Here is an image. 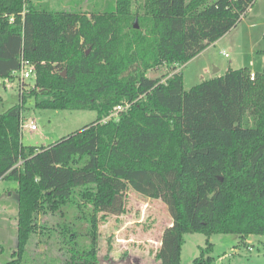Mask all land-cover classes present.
I'll return each mask as SVG.
<instances>
[{
	"label": "trees",
	"instance_id": "obj_1",
	"mask_svg": "<svg viewBox=\"0 0 264 264\" xmlns=\"http://www.w3.org/2000/svg\"><path fill=\"white\" fill-rule=\"evenodd\" d=\"M253 2L114 0L100 12L68 13L0 0V78L11 79L21 58L35 69L33 85L19 87V103L0 114V180L17 183V245L4 264H24L33 241L55 234L67 242L59 264H100L96 214L121 215L128 189L168 208L157 264H180L188 233L243 243L264 236V71L251 81L248 68L228 69L187 91L175 71ZM160 67L171 74L147 76ZM27 99L96 119L47 147H25ZM123 101L131 107L102 123ZM47 215L66 222H40ZM211 251L207 242L191 264H212Z\"/></svg>",
	"mask_w": 264,
	"mask_h": 264
},
{
	"label": "rangeland",
	"instance_id": "obj_2",
	"mask_svg": "<svg viewBox=\"0 0 264 264\" xmlns=\"http://www.w3.org/2000/svg\"><path fill=\"white\" fill-rule=\"evenodd\" d=\"M143 0H134L137 8ZM34 6L50 11L68 13H96L108 9L114 0H29ZM137 22L135 21V24ZM137 26V25H136ZM264 0H254L238 26L222 42L211 45L201 56H196L182 69L184 90L203 80L223 76L228 69L248 68L252 72L264 71L263 49ZM232 50H229L230 48ZM227 54V56L223 55ZM179 68V67H178ZM217 70V71H216ZM179 71V70H178ZM171 74L168 67L149 71L151 79H162ZM202 77V78H201ZM34 80H28V89ZM19 82L16 78H0V114L17 105ZM21 143L25 147H47L62 137L81 130L96 119L94 111L37 109L33 99H27L22 113ZM34 122L37 131L31 132L27 124ZM17 183L0 180V264L11 260L16 251ZM124 212L121 215L97 213L100 264H157L155 254L163 231L171 225L167 206L159 199H149L131 189L125 192ZM89 209L86 210V215ZM40 222L54 225L66 222L60 216H44ZM85 222V221H83ZM86 225L84 224L83 227ZM46 240V242H45ZM36 241V240H35ZM27 247L24 264H59L62 250L67 244L59 235L40 239ZM45 242V243H43ZM212 245V264H264V236L243 243L236 235L188 233L183 236L180 264H191L206 243ZM61 249V251H60Z\"/></svg>",
	"mask_w": 264,
	"mask_h": 264
},
{
	"label": "built area",
	"instance_id": "obj_3",
	"mask_svg": "<svg viewBox=\"0 0 264 264\" xmlns=\"http://www.w3.org/2000/svg\"><path fill=\"white\" fill-rule=\"evenodd\" d=\"M223 55L227 56V54H224V52ZM254 74L255 73L251 72L249 75L251 81H253L255 78ZM11 77L16 78L17 81L19 82V87H21L23 84L26 83V81L35 79L34 66L30 64L28 61H25L23 60V58H21L19 69L12 72ZM131 105L132 103H129L128 101H123L120 105L114 107L113 110L108 114V116L105 117L101 122L106 123L107 121L110 120H117L118 115L121 112L128 110L131 107ZM23 122L24 120L23 118H21V128L23 126ZM26 126L31 132L38 130V126L34 122H30Z\"/></svg>",
	"mask_w": 264,
	"mask_h": 264
},
{
	"label": "crops",
	"instance_id": "obj_4",
	"mask_svg": "<svg viewBox=\"0 0 264 264\" xmlns=\"http://www.w3.org/2000/svg\"><path fill=\"white\" fill-rule=\"evenodd\" d=\"M246 12H247V11H246ZM246 12H245L244 16L246 15ZM244 16H243V18H244ZM240 22H241V21H240ZM240 22H239V23H240ZM239 23H238V24H239ZM238 24H237L234 28H232L231 30L235 29V28L238 26ZM231 30H230V31H231ZM230 31H229V32H230ZM229 32H227L223 37H221L219 40H217L215 43H213V44H211V45H216V44L222 42L223 39L226 38V35H227ZM211 45L208 46L205 50H203L200 54H198V56H201V55H203L204 53H206V52L209 50V48L211 47ZM229 48H230V47H229ZM229 50H232V49L230 48ZM261 50H262V49H261ZM261 50L258 51V54H260L259 52H260ZM223 52H224V51H223ZM182 66H184V65H182ZM182 66H180L179 68H177L175 71H178V70H179V71L182 73V69H181ZM249 70H250V69H249ZM175 71H174V72H175ZM216 71H217V70H216ZM250 71H251V70H250ZM251 72H252V71H251ZM253 73H257V72H253ZM182 76H183V75H182ZM201 78H202V77H201ZM203 81H204V80H203ZM54 143H55V142H54ZM54 143H53V144H54ZM48 146H49V145H48ZM254 239H255V237H253L252 240H248V241H253ZM159 242H160V241H158V246L160 245Z\"/></svg>",
	"mask_w": 264,
	"mask_h": 264
},
{
	"label": "water",
	"instance_id": "obj_5",
	"mask_svg": "<svg viewBox=\"0 0 264 264\" xmlns=\"http://www.w3.org/2000/svg\"><path fill=\"white\" fill-rule=\"evenodd\" d=\"M135 25H136V24H135ZM135 28H137V26H135ZM252 238H253V237H249V239H248V240H252Z\"/></svg>",
	"mask_w": 264,
	"mask_h": 264
}]
</instances>
